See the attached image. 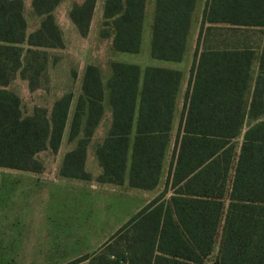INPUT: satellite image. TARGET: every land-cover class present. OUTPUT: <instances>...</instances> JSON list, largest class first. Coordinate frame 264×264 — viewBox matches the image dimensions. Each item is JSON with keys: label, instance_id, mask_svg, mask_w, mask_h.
Listing matches in <instances>:
<instances>
[{"label": "trees", "instance_id": "16d2710c", "mask_svg": "<svg viewBox=\"0 0 264 264\" xmlns=\"http://www.w3.org/2000/svg\"><path fill=\"white\" fill-rule=\"evenodd\" d=\"M59 2L33 0L41 18L28 31L24 0H0V167L41 172L39 153L60 149L73 92L50 108L35 106L24 114L20 97L8 88L18 75L31 90L42 87L49 50L64 46L53 13ZM96 2H74L70 9L82 36L89 32ZM197 3L155 0L153 58L183 60ZM146 8L147 0H105L101 35H113L117 51L139 52ZM239 28H264V0L207 1L178 122L172 195L166 198L167 179L164 189L104 242L105 250L82 258L88 264H204L220 231L215 264H264V38L260 45L237 34L235 39ZM182 80L181 69L166 66L147 65L142 72L137 63L112 61L105 76L100 66L88 64L70 121L68 140L75 145L64 154L60 174L93 178L85 168L88 147L109 108L111 122L94 144L102 168L96 181L122 184L131 151L129 185L158 186ZM246 122L237 152L235 139Z\"/></svg>", "mask_w": 264, "mask_h": 264}, {"label": "rangeland", "instance_id": "374dc122", "mask_svg": "<svg viewBox=\"0 0 264 264\" xmlns=\"http://www.w3.org/2000/svg\"><path fill=\"white\" fill-rule=\"evenodd\" d=\"M32 1L24 0L28 31L34 30L41 18L33 10ZM81 1L60 0L53 11L63 32L64 46L49 50L51 58L47 73L42 79V87L31 90L28 81L20 75L8 86L20 97L24 114H30L35 106L50 108L54 100L65 92L71 91L77 96L81 90L84 69L88 64H97L107 76L112 61L137 63L142 72L148 64L168 66L176 63L154 59L151 56L155 0H147L143 42L139 52L117 51L113 47V35L109 37L101 35L102 15L99 6L102 0H97L98 8L94 10L89 32L82 36L69 16L73 3ZM207 1L198 0L193 16L190 37V45L193 46L191 61ZM234 34L235 39L238 35L253 41L255 45H260L264 38V28H239ZM184 61L177 64L183 65ZM191 61L186 65L189 68H186L185 86L181 92L179 110L182 109L184 92L190 80ZM71 111L59 151L53 153L45 150L39 153L44 165L43 173L49 178L58 174L64 154L72 148V142L68 140ZM108 122L109 119H106L105 128ZM247 125L248 122L245 123L243 132L235 139L237 152ZM85 168L93 178L84 183L80 182L83 181L80 179H46V185L38 193L40 198L37 203L36 197L32 201L29 199V190L27 191L24 185L25 171L11 172L12 170L0 167V264H88V259L82 260V258L99 251L100 248L105 250L104 242L146 205L145 200L148 197L146 192L121 186L124 182L121 185L111 184L118 186L112 187L105 185L110 183L96 181L98 169L92 158L86 160ZM233 174L234 171L231 170L227 182L229 191ZM57 189L58 195H56ZM171 194L172 190L167 197ZM225 201L228 204V198ZM220 235L221 231L215 249L206 258L205 264H213Z\"/></svg>", "mask_w": 264, "mask_h": 264}, {"label": "crops", "instance_id": "0c3cea01", "mask_svg": "<svg viewBox=\"0 0 264 264\" xmlns=\"http://www.w3.org/2000/svg\"><path fill=\"white\" fill-rule=\"evenodd\" d=\"M104 3H105V0H102L101 1V4L99 6V9H100V13L102 15V19H103V9H104ZM98 8V6H95V8ZM96 8V9H97ZM154 11H155V1H154V6H153V18H154ZM94 15V14H93ZM152 24H153V21H152ZM192 24H193V21H192ZM199 33V32H198ZM192 35V26H191V29L189 31V40H188V45H187V49H186V52H185V56L183 58V60H185L183 62V65H179L177 64L178 62L174 63V64H171V65H168L166 67H171V68H176V69H181L183 71V80H182V84H181V89H180V92H179V97H178V100H177V106H176V109H175V113H174V118H173V124H172V129H171V133H170V140H169V143H168V146H167V151H166V155H165V159H164V163H163V167H162V174H161V179H160V182L158 184V186H156L155 188L153 189H140V188H135V187H131L129 185V169H130V165H131V151L129 153V158H128V165H127V172H126V177H125V180H124V184L121 185V184H117V185H121V186H127V187H130V189L134 190V191H142V192H146L148 193L147 194V198L145 200V203L147 204L150 200H152L156 195H158L163 189H164V186H165V182L167 179H169V191L172 190L171 189V183H172V179H173V173H174V170H175V166H176V160H177V156H178V151H179V145L176 147V136H177V130H178V122H179V118H180V112H181V109L179 110V103L181 102L180 101V96H181V92H182V89L183 87L185 86V76H186V68L188 66H186L189 62L191 61V48L193 47L190 42V37ZM198 37V35H197ZM197 43V41H196ZM195 47H196V44L194 46V51H195ZM202 50V46L200 47L199 51ZM194 56V55H193ZM156 59V58H154ZM182 60V61H183ZM181 61V62H182ZM173 62V61H172ZM192 62L191 61L190 63V77H191V66H192ZM180 63V62H179ZM148 65H154V66H161V65H157V64H148ZM147 66V65H146ZM145 66V67H146ZM189 68V67H188ZM258 72H259V68H258V63H256L254 66H253V76H254V80H253V87H254V83H255V78L256 76L258 75ZM188 87V86H187ZM192 88V86H191ZM187 89V88H186ZM186 92V91H185ZM184 92V94H185ZM80 93V92H79ZM78 93V95H79ZM74 94V93H73ZM77 96H75V94L73 95V100H72V111H71V118L73 117L74 115V111H75V107H76V101H77ZM183 99H184V96H183ZM182 104H183V100H182ZM106 119H109V122H108V125L107 127L105 128L104 127V123L106 121ZM111 122V111L109 108H107V111H106V114L102 120V122L100 123V125L98 126L94 136H93V139L91 140V143L89 144V147H88V152H87V159L89 158H92L95 162H96V165H97V169H98V174H100L102 172V168L101 166L99 165L98 163V160L95 156V151H94V144L96 142V140H99V139H102L105 134H106V130L109 126ZM104 128V130H103ZM67 129V128H66ZM66 131V130H65ZM135 128L133 129V133L131 134V139L134 138V134H135ZM75 145V142L72 143V147ZM132 148V145L131 147ZM97 160V161H96ZM172 164V165H171ZM61 167V166H60ZM3 169H6V170H9L11 172H19V171H25L24 175V179H25V182H24V185H26V188H27V191L29 190V193H28V196H29V199L32 201L35 199L36 197V202L39 200L40 196L38 193H40L42 191V187L46 185L47 181L46 179H75V180H79L77 178H69V177H64L60 174V171L58 172V174L56 175H53L51 176L50 178L47 176V174L43 173V170L41 172H33V171H28V170H17V169H11V168H5L3 167ZM60 169V168H59ZM170 169H171V174L169 175L170 173ZM80 180H83V179H80ZM38 181L40 183H38ZM85 181H89V180H83V181H80V182H85ZM56 184V183H55ZM105 185H110V186H114V185H111V184H105ZM33 186H35L36 188H33ZM38 186V187H37ZM57 186V184L55 185ZM86 186V185H85ZM114 187H118V186H114ZM29 188V189H28ZM168 191V193H169ZM62 194H64L63 192H61ZM167 193V194H168ZM56 195H58V189L56 190ZM55 195V196H56ZM172 195V194H171ZM170 195V196H171ZM166 198H169L167 197L166 195ZM38 203V202H37ZM37 203H35V207H37ZM31 205V203H30ZM33 205V204H32ZM144 207V206H143ZM140 210V209H139ZM138 210V211H139ZM137 211V212H138ZM219 248V247H218ZM217 254H218V250H217V253H216V257H217ZM210 256V255H209ZM216 257L214 258V261H213V264H215V260H216ZM206 261V259H205ZM205 261H204V264H205Z\"/></svg>", "mask_w": 264, "mask_h": 264}]
</instances>
